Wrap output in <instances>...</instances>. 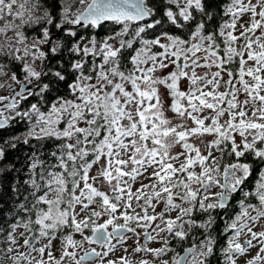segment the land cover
Instances as JSON below:
<instances>
[{
    "label": "snow or ice",
    "instance_id": "6c2138e0",
    "mask_svg": "<svg viewBox=\"0 0 264 264\" xmlns=\"http://www.w3.org/2000/svg\"><path fill=\"white\" fill-rule=\"evenodd\" d=\"M21 123L0 264H264V0H0V131Z\"/></svg>",
    "mask_w": 264,
    "mask_h": 264
},
{
    "label": "trees",
    "instance_id": "16d2710c",
    "mask_svg": "<svg viewBox=\"0 0 264 264\" xmlns=\"http://www.w3.org/2000/svg\"><path fill=\"white\" fill-rule=\"evenodd\" d=\"M26 133V126L21 123L9 127L7 130L0 131V144L6 148L5 158L0 161V167L4 165H15V169L11 172H7L0 178V192L3 193V198L0 199V212L8 213L10 208L15 207V200L13 199L14 193L11 191L23 178H25V173L27 171V160L26 154L30 151L27 145L18 143L17 148H10L7 144L4 143L5 140L10 139L14 136H23ZM15 142V141H13ZM19 176V180L17 177ZM23 192L24 189L21 188ZM233 216V213L230 211L225 217H221V220L216 219V227L220 232L216 234H221L224 229L225 221ZM219 243L223 245L225 243L224 236H217ZM214 264L217 262L214 260Z\"/></svg>",
    "mask_w": 264,
    "mask_h": 264
},
{
    "label": "rangeland",
    "instance_id": "374dc122",
    "mask_svg": "<svg viewBox=\"0 0 264 264\" xmlns=\"http://www.w3.org/2000/svg\"><path fill=\"white\" fill-rule=\"evenodd\" d=\"M244 19L247 20L248 17L245 16ZM181 87H182V89H183L184 87H186V85L182 82ZM169 103H170V101H169ZM165 107L167 108V104L165 105ZM166 114H167L168 116H170V117L172 116V113H171V112H167ZM179 122H180L179 118H176V119L173 120V123H174V124H175V123H179ZM188 124L191 125V121H188ZM205 139H206V140H210V139H212V137H210V136H205ZM190 142H193V143L197 144L198 146H200V147H201V150L203 151V146L200 145L199 140H197L195 137L190 138ZM0 146H2V145L0 144ZM179 150H180V149L177 148V149H175L174 151H179ZM149 171H151V170H149ZM144 182L147 183V181H144ZM139 186H140V184H139V182H137V183L133 186V191H135V189H136L137 187H139ZM137 210L139 211V209H137ZM157 211H159V209H157ZM173 215H175V213H173ZM128 235H129L130 237L132 236L131 233L128 234ZM244 239H246V237H243V236H242V237H241V241H243ZM134 240H135V237H132L131 239H129V240L127 241L128 255H129V257H130L131 259H133L134 261H138V260L141 258V256H143V254H135V255L132 254V247H134V243H133ZM141 242H143V238H141ZM150 246H152V247H159L160 245H159L158 243H153V244H151ZM98 250H99V249H98ZM256 251H257V249H253V250L251 251V253H250V256H254V255L256 254ZM122 254H125V253H123L122 248H120V247L118 246L117 251L115 252V255H110V256L108 257V259H115L116 257H119V256L122 255ZM57 255H58V253H57ZM169 255H171V254H169ZM250 256H248V257H243V258L239 259V260L237 261V264H244L245 260L248 259V258H250ZM165 258H167V257H165Z\"/></svg>",
    "mask_w": 264,
    "mask_h": 264
},
{
    "label": "flooded vegetation",
    "instance_id": "af4514ba",
    "mask_svg": "<svg viewBox=\"0 0 264 264\" xmlns=\"http://www.w3.org/2000/svg\"><path fill=\"white\" fill-rule=\"evenodd\" d=\"M217 155H218V153H217ZM227 159V158H226ZM232 212L233 213V215H234V213H235V211H236V209H229V210H227V212L225 213L224 211H220L219 212V214L216 216V219H218V220H221V217L223 216V217H225L226 215H228V213L229 212ZM222 221V220H221ZM218 232H220V230L215 226V230H214V235H217V236H223L222 234H216V233H218ZM130 234V233H129ZM177 251H180V248H179V246H177ZM181 254H183V252H181ZM213 264H214V262H213Z\"/></svg>",
    "mask_w": 264,
    "mask_h": 264
},
{
    "label": "water",
    "instance_id": "95a60500",
    "mask_svg": "<svg viewBox=\"0 0 264 264\" xmlns=\"http://www.w3.org/2000/svg\"><path fill=\"white\" fill-rule=\"evenodd\" d=\"M183 255V254H182Z\"/></svg>",
    "mask_w": 264,
    "mask_h": 264
}]
</instances>
